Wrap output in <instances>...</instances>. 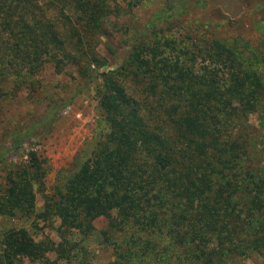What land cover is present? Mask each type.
I'll list each match as a JSON object with an SVG mask.
<instances>
[{
    "label": "trees",
    "instance_id": "1",
    "mask_svg": "<svg viewBox=\"0 0 264 264\" xmlns=\"http://www.w3.org/2000/svg\"><path fill=\"white\" fill-rule=\"evenodd\" d=\"M136 2L0 0V114L17 92L36 89L50 61L56 72L69 64L96 80L103 125L50 192L35 149L22 162L6 158L47 133L71 98L4 133L0 216L58 220L60 240L8 228L0 264H94L90 239L110 249L104 264H238L251 255L264 264L263 70L212 22L195 20L183 31L172 25L207 9L208 0H163L132 30ZM258 30L251 51L264 62ZM101 44L110 53L124 49L116 68L97 71ZM99 218L107 221L101 229Z\"/></svg>",
    "mask_w": 264,
    "mask_h": 264
},
{
    "label": "rangeland",
    "instance_id": "2",
    "mask_svg": "<svg viewBox=\"0 0 264 264\" xmlns=\"http://www.w3.org/2000/svg\"><path fill=\"white\" fill-rule=\"evenodd\" d=\"M208 8L204 11L181 18L173 22L176 28L183 31L189 30L195 20L208 21L228 38L233 47L243 51L241 57L254 68L263 70L264 62L257 59L252 53V44L260 38L259 29L264 30V0H208ZM163 0H138L132 9V16L127 23L134 30L145 23L151 14L161 5ZM125 5V3H123ZM123 19H121L122 21ZM121 37L118 33L115 37ZM236 38V39H234ZM116 39V38H115ZM105 41L106 39L103 38ZM103 41V42H104ZM249 49L247 50L246 45ZM103 63L98 72L112 70L117 67L123 57L124 49L110 53L103 44L100 46ZM36 89H22L12 96L0 114V148L6 143L2 136L8 130L23 126L26 122L42 114L55 104H63L71 98L67 107L59 108L56 117L51 122L50 130L44 135H32L24 144L20 152L8 153L7 161L22 162L27 158V151L33 148L45 159L47 172L45 175V191L50 192L51 187L58 182L60 174L72 171L76 167L75 155L89 143L97 132L103 127L100 112L95 96L96 80L88 81L81 78L71 65H65L61 72H56L54 64L47 62L39 75L35 76ZM250 121L258 125L257 114L250 116ZM263 130V129H262ZM66 173V174H67ZM0 173V182H3ZM43 193H36V210L39 211L43 203ZM106 219L99 218L94 222L97 229L106 224ZM58 220L41 221L35 216L30 217H3L0 216V238L2 232L8 228H25L35 239L49 237L55 242L60 240L57 231ZM89 252L94 264H104L111 259L110 249L104 245L89 240ZM2 249H0V254ZM51 259L55 255H50ZM257 255L239 258L238 264L259 263ZM56 264H70L67 260L57 259Z\"/></svg>",
    "mask_w": 264,
    "mask_h": 264
}]
</instances>
